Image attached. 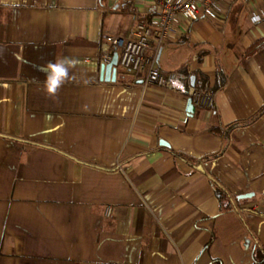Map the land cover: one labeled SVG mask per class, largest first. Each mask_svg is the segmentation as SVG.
I'll return each instance as SVG.
<instances>
[{
	"label": "crops",
	"instance_id": "0c3cea01",
	"mask_svg": "<svg viewBox=\"0 0 264 264\" xmlns=\"http://www.w3.org/2000/svg\"><path fill=\"white\" fill-rule=\"evenodd\" d=\"M160 2L0 0V264H254L264 248V114L228 141L212 132L264 106V46L249 55L264 0L181 19L165 40L169 77L199 72L210 91L218 63L227 78L194 113L145 74L102 80L104 36L135 39ZM65 59L75 67L49 95L48 65Z\"/></svg>",
	"mask_w": 264,
	"mask_h": 264
},
{
	"label": "built area",
	"instance_id": "2783aa9c",
	"mask_svg": "<svg viewBox=\"0 0 264 264\" xmlns=\"http://www.w3.org/2000/svg\"><path fill=\"white\" fill-rule=\"evenodd\" d=\"M235 0H161L160 12L149 22H141L137 27L135 39L117 34L104 36V43L109 50L104 53V63H110L114 52L118 53V66L124 71L139 75L145 74V84L164 88L179 95L192 98L194 106L203 104L204 97L212 103L208 89H197L191 86L189 75L186 80L169 77L158 66L162 46L167 37L179 27L180 20L207 18L218 20L224 17ZM255 15L254 23L262 21ZM112 208H107L110 216Z\"/></svg>",
	"mask_w": 264,
	"mask_h": 264
},
{
	"label": "trees",
	"instance_id": "16d2710c",
	"mask_svg": "<svg viewBox=\"0 0 264 264\" xmlns=\"http://www.w3.org/2000/svg\"><path fill=\"white\" fill-rule=\"evenodd\" d=\"M263 46H264V43H256L251 48V50L249 51V55L254 54ZM196 74L198 75L199 72H194L192 75H196ZM192 75H190V76H192ZM217 75H218L217 83L214 85V87L210 88V91H211L213 96H215L219 91L223 90L227 84V78H226L225 74L223 73V69H222L221 65L218 63H217ZM201 76L203 77V75H201ZM186 77H188V76H186ZM194 87L199 89V88L204 87V85H202V87H200V85L196 82ZM263 114H264V106L254 116H252L248 120L235 122V123L227 126L225 129L222 127L216 128V129L212 130V132L214 134L222 136L226 141H228L229 137H230V133L234 129L251 125L259 117H261V115H263ZM210 180H211V184L214 187L215 194L217 195V197L221 203L222 208L225 210H231V201H230L228 192L225 189H223L220 185H218L212 178ZM253 259H254V264H264V248L261 246V244L258 241H256L254 246H253Z\"/></svg>",
	"mask_w": 264,
	"mask_h": 264
},
{
	"label": "clouds",
	"instance_id": "9594fccd",
	"mask_svg": "<svg viewBox=\"0 0 264 264\" xmlns=\"http://www.w3.org/2000/svg\"><path fill=\"white\" fill-rule=\"evenodd\" d=\"M75 61L65 59L54 64H49L50 74L45 83L46 92L49 95H56L60 87L69 78V70L75 67Z\"/></svg>",
	"mask_w": 264,
	"mask_h": 264
},
{
	"label": "water",
	"instance_id": "95a60500",
	"mask_svg": "<svg viewBox=\"0 0 264 264\" xmlns=\"http://www.w3.org/2000/svg\"><path fill=\"white\" fill-rule=\"evenodd\" d=\"M118 59H119L118 53L114 52L113 56H112V60L110 61V63L102 65V67H101L102 80H106L108 82L109 81L114 82L116 80ZM191 86H193V87L195 86V77L194 76L191 77ZM186 111L188 113H194V111H195V106L193 104L192 98L188 99ZM251 197H252V194H244V195L238 196V199H248Z\"/></svg>",
	"mask_w": 264,
	"mask_h": 264
}]
</instances>
